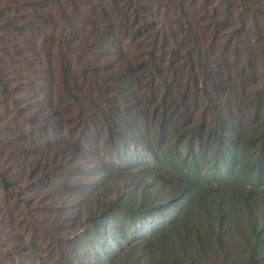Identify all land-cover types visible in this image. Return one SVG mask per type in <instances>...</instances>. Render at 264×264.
I'll return each instance as SVG.
<instances>
[{
    "label": "rangeland",
    "instance_id": "obj_1",
    "mask_svg": "<svg viewBox=\"0 0 264 264\" xmlns=\"http://www.w3.org/2000/svg\"><path fill=\"white\" fill-rule=\"evenodd\" d=\"M89 3L103 4L110 24L93 27ZM186 12L213 35L207 46L225 51L242 74L231 75L229 87L212 81L227 74L218 57L220 67L211 60L205 71L211 81L204 90L186 85L180 71L163 103L148 78L129 91L119 81H97L98 89L97 78L83 74L110 62L114 37L131 62L135 45L147 40L138 31L173 30L183 41L189 28L180 30L174 0H26L1 7L0 264H264V244L248 240L241 198L246 191L251 205L264 198V0H198ZM176 44L156 47L169 58L173 48L184 52ZM67 64L81 93L97 104L93 115L89 100L73 102L62 84ZM48 71L54 86L44 82ZM236 90L244 94L241 114ZM216 109L242 118V150L228 142L219 154L206 131L195 140L194 130L204 122L211 127ZM3 181L16 185L5 190ZM222 195L237 206L231 230L214 214L209 220L198 213L202 207L215 213Z\"/></svg>",
    "mask_w": 264,
    "mask_h": 264
},
{
    "label": "trees",
    "instance_id": "obj_2",
    "mask_svg": "<svg viewBox=\"0 0 264 264\" xmlns=\"http://www.w3.org/2000/svg\"><path fill=\"white\" fill-rule=\"evenodd\" d=\"M23 1L26 0H0V9L6 4L13 3L15 5H18V3ZM204 2L206 3V0H204ZM197 4L198 0H174V9L181 15L180 20L182 21V23H180L179 25L180 30H182L185 26L189 28L186 30V37L183 41L178 40V35L173 30L170 31V34L165 31L162 36H156L155 34L150 36H144V33L149 32L145 30L138 31L137 35L143 36L147 40L142 45H135L139 50V53L135 56V60L131 62L128 60H123L120 54L122 51V48L120 46L121 41L118 37H114L111 43L112 47L117 51L114 54V57L110 59L109 63L101 65L103 67V70L99 68L89 67L88 70L84 72L83 77L89 75L93 76L94 78L96 77L97 80H94V84L97 86L98 89H101V86L99 85V83H97V81L109 86L113 85L114 81H119L122 84V87H126V89L129 91H132V89L134 90L135 84L142 81L143 78H148L146 80V84L152 90V94L157 92L158 95H156L162 99L163 103H165V100L168 97L165 91L170 89V86L172 84L170 82L171 80L176 81L181 78L179 74L180 71H185L183 79L186 85L190 83L196 89H201L202 86V90H204L206 84L211 81L207 79L209 74H206L205 71L212 70L210 65L211 60L214 61V66L219 68L221 64L219 60H217V58L219 57L222 63L224 64V67L226 68L227 74L221 80L214 78L212 81L223 82L225 85H227V87H229V84H232L235 81V79L231 75H233L234 73L241 75L242 73L239 70L237 72L231 69L233 63L230 64L229 61L232 62V59L226 56L225 51H221L218 54H215V51H217V49L207 46V42L213 35L202 33V31L197 26H195V19L193 17L191 18L186 12L190 7L191 9L196 8ZM88 6L92 10L93 27H99V25L102 26L105 21L110 24V20H113L111 18V16L113 15L109 13V11L104 7L103 4L89 3ZM211 14L212 13H210V15ZM213 19L216 18L214 17ZM212 24L216 25L215 22H212ZM12 26L15 27V24H12ZM210 28L211 26L206 27V29ZM96 30L98 31V28ZM213 31L215 32L216 30L213 29ZM238 37L239 36L236 37V35L234 34V38L237 39ZM169 41H174L175 45H177L176 43H179L181 46L184 47V52H180L182 51L181 48H171L173 54L169 55V58H167V53H165L164 51L160 52V50H157L156 45L161 42H165V46L162 45L161 48L165 47V50H167L166 44ZM106 57H108V54H106ZM117 59L120 61V69L116 72H111L113 68V61L115 63V60L117 61ZM95 61H97V59ZM66 68L67 69H65L62 73L61 82L64 87L67 88L68 92H70V99L73 102L82 104V102H79V100H86L87 98L80 91V86L78 85L76 80L77 74L74 73L71 65L67 64ZM196 70H199V72L196 73ZM0 73H2L1 67ZM200 75L203 77L204 80L201 79ZM43 79L44 82L48 84V86L55 85L52 72L48 71L43 77ZM3 83L6 89L7 83L4 80ZM239 84L244 90V78L241 76H239ZM72 86L77 87V90L74 91V88ZM236 91V98L238 100H236V105L238 108H240L238 110V114H241L243 101L242 96L244 94L242 96H238L242 92L239 93L238 90ZM74 92L77 94H75ZM89 105L91 107V114L93 115V111H96L97 104L89 100ZM117 110H119L117 106L112 108V111ZM120 112L118 111V113ZM108 119L110 122V125H108L107 127L109 129V133H114V129L117 127L116 120L114 118H111L110 116L108 117ZM210 122L211 127H208L209 124H206V122H204L200 124V127L198 126L199 130L197 132L194 130V135L196 137L195 140L197 139L198 141H201L203 132L206 131L209 136L208 141L214 142L217 149L215 151H217L219 154L221 151H218L219 148L226 149V145L228 142L235 145L236 147L238 146L240 150H242V148L246 146L247 138L246 136H242L244 134L243 131L240 132V130H242V118L237 115L235 111H231V109H229L228 114L225 115L222 114L219 109H216L215 116L211 118ZM260 152L264 154V143H262L261 145ZM258 177L262 179L261 174ZM14 185L16 184L10 183L8 181H3V188L5 190L9 189L11 186ZM252 197L253 193L251 191H246V193H242L241 195L242 200L247 203L245 211L246 215L248 216V222L246 223L247 237L249 238V242L254 243L256 246L260 243L264 244V198L251 205ZM236 209L237 206L233 203L232 198L229 195H222L214 204L215 213H212L211 210L205 207L199 208L198 213L205 214V218H208L209 220L210 218H213L214 214L215 218L220 220L219 224L221 228L225 229V226H228V228L231 230L233 229V224L231 226L229 225L230 222H232L234 219L233 212ZM225 234L230 233H225L224 231L223 234H221L223 236L220 237V242L221 245L223 244L224 246Z\"/></svg>",
    "mask_w": 264,
    "mask_h": 264
}]
</instances>
